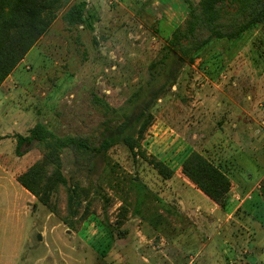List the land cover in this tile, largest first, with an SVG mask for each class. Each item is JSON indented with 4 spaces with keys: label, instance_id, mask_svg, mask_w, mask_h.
<instances>
[{
    "label": "rangeland",
    "instance_id": "obj_1",
    "mask_svg": "<svg viewBox=\"0 0 264 264\" xmlns=\"http://www.w3.org/2000/svg\"><path fill=\"white\" fill-rule=\"evenodd\" d=\"M85 1L93 31L58 14L0 86V264H264V23L211 39L181 66L149 110L141 154L115 145L93 171L61 154L63 172L98 197L73 226L18 183L42 147L16 156L14 134L42 122L98 143L166 79L167 42L188 13L184 0ZM193 151L229 176L224 204L182 173ZM244 208L257 217L241 226Z\"/></svg>",
    "mask_w": 264,
    "mask_h": 264
},
{
    "label": "trees",
    "instance_id": "obj_2",
    "mask_svg": "<svg viewBox=\"0 0 264 264\" xmlns=\"http://www.w3.org/2000/svg\"><path fill=\"white\" fill-rule=\"evenodd\" d=\"M184 3L188 7L186 18L171 32L167 42L172 61L166 79L144 94L135 112L123 114L114 126H104L98 143L79 135H58L42 122H36L24 134H14L16 156L27 153L34 142L42 147L41 157L19 173L16 180L69 226H73V218L80 215L82 205V214L87 215L98 197L94 195L95 189L79 184L74 171L63 172L61 154L72 152L87 171H93L96 159H104L115 145L125 146L133 156L141 154L140 140L152 119L149 110L165 87L174 83L181 66L192 64L199 49L211 39H234L255 24L264 23V0H199L196 3L184 0ZM58 14L68 27L82 26L93 31L96 14L85 0H0V86ZM24 145L30 147L22 150ZM153 163L163 178L171 177L172 171L164 163ZM181 169L205 196L224 204L231 185L227 174L196 151L184 159ZM61 187L65 193V214L60 206Z\"/></svg>",
    "mask_w": 264,
    "mask_h": 264
},
{
    "label": "crops",
    "instance_id": "obj_3",
    "mask_svg": "<svg viewBox=\"0 0 264 264\" xmlns=\"http://www.w3.org/2000/svg\"><path fill=\"white\" fill-rule=\"evenodd\" d=\"M2 86V85H1ZM264 177V174H262V177L261 178H263ZM246 199H248V197H243L241 200H240V202L238 203V206H240V205H242V203H244V200H246ZM237 206V207H238ZM237 207L236 208H234L230 213H229V216H232L233 214H234V212H235V210L237 209ZM245 209V208H244ZM252 211L253 210H250V209H245V211H242L241 213V215H242V218L240 219V221H242L243 220V218L245 217V216H251L252 218L253 217H257L254 213H252ZM253 212H255V211H253ZM256 213V212H255ZM234 216V215H233ZM243 221H242V225L241 226H243ZM259 225H260V227L261 228H264V226H263V224H261V223H258ZM263 230V229H262Z\"/></svg>",
    "mask_w": 264,
    "mask_h": 264
},
{
    "label": "water",
    "instance_id": "obj_4",
    "mask_svg": "<svg viewBox=\"0 0 264 264\" xmlns=\"http://www.w3.org/2000/svg\"><path fill=\"white\" fill-rule=\"evenodd\" d=\"M38 237H40V236L38 235Z\"/></svg>",
    "mask_w": 264,
    "mask_h": 264
}]
</instances>
